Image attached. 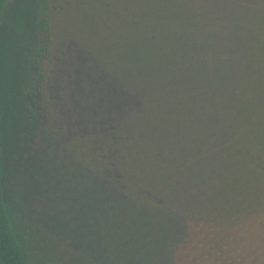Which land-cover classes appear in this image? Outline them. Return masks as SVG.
Masks as SVG:
<instances>
[{"label":"trees","instance_id":"1","mask_svg":"<svg viewBox=\"0 0 264 264\" xmlns=\"http://www.w3.org/2000/svg\"><path fill=\"white\" fill-rule=\"evenodd\" d=\"M9 1L0 0V28ZM32 1V74L20 96L35 142L49 120L59 0ZM195 1L78 7L72 44L105 79L67 118L88 179L85 216L97 212L80 224L83 251L42 242L11 207L0 106V264H264L245 226L264 181V89L243 65L246 17L227 0H208L213 13Z\"/></svg>","mask_w":264,"mask_h":264},{"label":"rangeland","instance_id":"2","mask_svg":"<svg viewBox=\"0 0 264 264\" xmlns=\"http://www.w3.org/2000/svg\"><path fill=\"white\" fill-rule=\"evenodd\" d=\"M227 1L232 7L236 5L242 9L246 17L242 31L249 38L244 54L248 61L243 65L258 81L254 88L264 89V0ZM244 2L243 7L239 5ZM92 3L93 0H59L57 3L53 16L54 44L48 91L50 114L48 123L38 130L35 142H32L34 134L27 131L31 124L26 120L27 110L20 96V89L32 74L33 1L10 0L0 28V106L5 121L4 146L9 155L7 167H11L8 175L14 185L11 207L25 224V229H33L36 238H41L44 243L49 241L55 248L63 245L82 250V240L78 242L82 235L80 224L85 218L94 224L92 218H97L96 211L85 216L89 213L84 211L83 204L88 179L86 170L73 154L77 140L68 132L67 125L71 111L74 114L79 106L88 103V99H94L92 93L102 89L97 82H105L92 55L72 44L73 27H78L77 21L81 19L78 7L84 10L88 6L90 11ZM194 3L201 13L212 12L214 8L213 4H207L208 0L204 5L198 0ZM209 24L207 31H213L214 21ZM27 144L32 147L28 148ZM258 188L260 194L263 193L261 210L247 218L245 226L254 238L255 248L261 247L264 254V181ZM108 215L107 211L102 218Z\"/></svg>","mask_w":264,"mask_h":264}]
</instances>
